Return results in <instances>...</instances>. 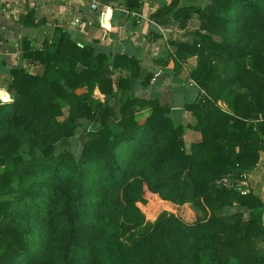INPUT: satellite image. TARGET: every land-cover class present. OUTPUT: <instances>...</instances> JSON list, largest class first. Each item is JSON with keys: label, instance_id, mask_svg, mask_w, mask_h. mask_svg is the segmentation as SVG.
<instances>
[{"label": "trees", "instance_id": "1", "mask_svg": "<svg viewBox=\"0 0 264 264\" xmlns=\"http://www.w3.org/2000/svg\"><path fill=\"white\" fill-rule=\"evenodd\" d=\"M178 3L167 0L149 16L172 17L178 27L198 20L190 41H170L175 56H197L189 76L202 92L184 104L192 122H174L157 98L115 97L138 75L133 56L115 53L108 64L60 26L39 47L22 41L20 54L43 70L10 66L14 94L0 101V264H264V248L256 245L264 241L262 201L214 182L231 165L255 164L264 150V0ZM140 5L124 0L128 9ZM122 66L129 76L105 75ZM94 87L109 96H91ZM142 105L149 110L138 120L134 106ZM81 119L92 128L72 152L68 141ZM184 127L200 133L188 148ZM145 190L191 202L205 215L185 222L161 212L135 236L131 229L145 219L136 202H145ZM232 204L240 208L216 213ZM14 208L25 210L23 228L5 220Z\"/></svg>", "mask_w": 264, "mask_h": 264}, {"label": "crops", "instance_id": "2", "mask_svg": "<svg viewBox=\"0 0 264 264\" xmlns=\"http://www.w3.org/2000/svg\"><path fill=\"white\" fill-rule=\"evenodd\" d=\"M166 1L141 0L138 9H128L124 0H0V99H3L0 101H10L14 94V89L8 85L10 66H20L34 74H41L43 70L41 63L20 54L22 41H27L31 48L39 47L51 39L54 27L60 26L77 44L92 47L93 53H104L108 64L115 53L137 59L138 75L129 78L126 88H117V99L121 96L157 98L168 105V115L174 122H192L194 117L184 104L194 102L202 92V88L189 76L197 56H175L174 45L170 41H190L198 20L193 16L186 20L183 27H178L177 20L168 16H165V21L152 20L150 13ZM186 1L179 0L178 4H188ZM27 10L31 11V15L28 23H24ZM146 73L151 75L145 82ZM117 74L129 76L130 67H107L105 75L111 77ZM233 88L236 92L245 90L238 84H234ZM90 95L101 101L109 96L96 87ZM217 103L231 112L223 99L219 98ZM148 110L147 105L134 106L135 118L142 119ZM260 117L257 115L255 120ZM199 138L198 130L184 127L182 139L185 148ZM230 171L224 177L231 182L232 177L241 176L244 182H238L241 186L239 190L243 193L250 191L262 201L261 222L264 223V150L259 151L255 164L244 167L231 165ZM149 193L157 196L154 192ZM238 208L236 204L226 205L217 209L216 213H228ZM195 209L198 208L192 207L191 211L202 217L199 209ZM256 245L264 248V241L258 240Z\"/></svg>", "mask_w": 264, "mask_h": 264}, {"label": "rangeland", "instance_id": "3", "mask_svg": "<svg viewBox=\"0 0 264 264\" xmlns=\"http://www.w3.org/2000/svg\"><path fill=\"white\" fill-rule=\"evenodd\" d=\"M201 0H187L186 3H199ZM181 2H184V0H181ZM1 93H4L1 91ZM3 100V99H0ZM64 108V112H65V107ZM78 125L75 128V130L73 131V134L70 136L69 141H68V146L71 149L72 152H75L76 148L79 145V134L85 130L86 128H92L90 123H88L86 120H80L77 121ZM185 140V138H184ZM24 148H26V146L22 145L21 146V154L24 155ZM61 148V145L56 144L54 146L55 151H58ZM36 153H38V151H36ZM27 156V155H25ZM2 167L0 166V169ZM221 178V177H220ZM215 179V183L216 184H224L222 183V180ZM222 181V182H221ZM244 182V179L241 178V176H234L231 178V182L229 179H227V181L225 182L226 184H224L226 187L229 188H233L236 190H239V188H241V186H238V182ZM14 183V181H13ZM227 183H230V185H227ZM15 184V183H14ZM244 183H241V185H243ZM5 188L0 186V198L1 196H4L1 194V192L4 190ZM150 191L145 190V197L146 200L145 202H136L137 205L139 206L140 210L144 213L145 215V219L143 221L142 224L134 226L131 230L133 232V234L135 236L140 235L141 233L145 232L146 230H148V228L152 225V223L155 221V219L159 216V214L161 212H174L181 220L185 221V222H192L194 220L195 213H193V211H191L192 207H196L194 204H192L191 202H187V203H183V204H177V203H173L171 201L168 200H162L158 195H152L149 193ZM9 195V194H8ZM198 208V207H197ZM199 209V208H198ZM195 209V210H198ZM200 212V214L202 215V217L205 215L204 212L199 209L198 210ZM23 212H25V210H18V208H14L12 209V212L10 213V215L7 217V220L9 223L14 224L15 226H17L18 228H23L25 225V218H24V214Z\"/></svg>", "mask_w": 264, "mask_h": 264}, {"label": "built area", "instance_id": "4", "mask_svg": "<svg viewBox=\"0 0 264 264\" xmlns=\"http://www.w3.org/2000/svg\"><path fill=\"white\" fill-rule=\"evenodd\" d=\"M92 6H94V4H92ZM0 98H1V96H0ZM220 180L223 181V182L221 181L222 183L226 184L225 182L227 181V178L223 176V177L220 178ZM224 184H223V185H224ZM239 192H240V193H243V190H239Z\"/></svg>", "mask_w": 264, "mask_h": 264}]
</instances>
